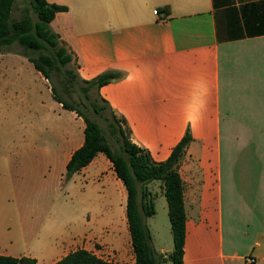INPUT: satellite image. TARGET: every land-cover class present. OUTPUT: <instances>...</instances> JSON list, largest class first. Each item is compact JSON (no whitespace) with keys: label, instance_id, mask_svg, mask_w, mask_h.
<instances>
[{"label":"crops","instance_id":"0c3cea01","mask_svg":"<svg viewBox=\"0 0 264 264\" xmlns=\"http://www.w3.org/2000/svg\"><path fill=\"white\" fill-rule=\"evenodd\" d=\"M47 1L67 7L50 26L74 55L81 79L124 73L99 94L125 121L122 127L133 144L160 163L190 133L179 165L187 216L184 264H248V258L264 264V0ZM31 65L12 50L0 52L1 77L17 68L18 81L33 83L34 91L46 90L55 100L40 72L35 69L34 80L25 75ZM70 112L74 129L64 132L61 122L54 131L50 124L43 129L67 145L58 152L65 173L84 143L79 134L81 129L84 135L85 123ZM77 177L84 180L89 209L97 213L81 234L71 226L64 237L35 236L24 251L12 239L9 191L0 184V255L55 264L84 249L117 264L104 257L110 249L121 264H136L128 194L112 162L99 153L69 180ZM153 202L155 214L145 223L153 247L166 257L172 252L171 225L157 227ZM41 206L32 205L34 213Z\"/></svg>","mask_w":264,"mask_h":264},{"label":"trees","instance_id":"16d2710c","mask_svg":"<svg viewBox=\"0 0 264 264\" xmlns=\"http://www.w3.org/2000/svg\"><path fill=\"white\" fill-rule=\"evenodd\" d=\"M29 6L19 19H13L12 13L16 0H0V52L10 50L15 44L23 48V56L28 58L35 69L52 82L53 75L61 74L63 68L71 63L76 64L74 55L68 49L61 36L50 26L57 13L66 11L67 7L51 4L47 0H27ZM36 15L37 19L33 17ZM120 71H106L98 77L86 81L76 72L69 71L64 83H77L81 87L80 104L86 113L69 104L59 94L57 87L52 85L54 99L63 108L74 111L85 123L84 143L77 149L66 166L65 177L70 179L75 173L89 165L94 158L103 153L112 162L117 176L123 181L127 194V219L136 264H184V248L186 239V209L184 202V182L179 173L180 162L192 141L189 132L173 149L170 157L155 162L149 151L133 144L123 129L124 120L119 119L107 101L99 94L101 87L124 77ZM53 83V82H52ZM95 90L96 102L90 101L89 92ZM88 101V105L85 102ZM102 102L99 106L97 103ZM110 112L106 117L111 134L121 136V150L117 151L110 144L100 122L92 117V112L102 117V112ZM161 181L168 205V217L173 237V251L166 257L158 254L152 245V236L145 219L155 214L153 196L147 186ZM141 197V202L139 201ZM0 264H36L35 259L28 257L16 258L0 255ZM55 264H115L97 257L84 249L76 250Z\"/></svg>","mask_w":264,"mask_h":264},{"label":"rangeland","instance_id":"374dc122","mask_svg":"<svg viewBox=\"0 0 264 264\" xmlns=\"http://www.w3.org/2000/svg\"><path fill=\"white\" fill-rule=\"evenodd\" d=\"M27 6H29L27 0H16L12 18H21ZM33 17L37 19L35 14ZM10 50L21 55L24 52L17 44ZM35 71L32 64L31 70L26 71L25 75L34 80ZM69 71L76 72L74 62L63 68L61 74H54L53 83L48 80L49 84L51 88L53 84L57 87L65 101L86 113L87 111L80 104L83 86L80 80L77 79V83L66 84L69 93L64 90ZM19 73L21 72L15 68L7 71L6 76H0V184L5 185L9 191L7 206L11 209L10 219L14 221L11 225L12 239L15 241V247L24 251L33 246L35 236L36 239L50 238L54 234L64 237L70 233L71 226H76L81 234L87 221L94 217L97 210H90L91 204L87 198H84L83 178L69 180L65 177V166L59 160L58 152L62 145L63 149L67 145L60 142L58 134L43 130L46 124H50L54 131L55 122L57 125L59 122L62 123L64 132L71 127L74 129L77 125L76 117L69 110L62 109L46 90L34 91L31 87L33 83L18 81ZM89 96L90 101L96 102L95 90L90 91ZM85 104L88 105V101ZM97 104L101 106L102 102ZM89 114L100 122L113 148L120 151L121 136L112 135L108 121L105 120L106 117H110V112L103 111L102 117H98L93 112ZM63 137L65 138V135ZM82 137L84 135L80 129L79 138ZM150 190L156 201L155 221L157 227L162 229L163 224L166 225L169 221L162 182H152ZM34 204L43 205L40 213H34L37 211L32 208ZM149 218L145 219L148 224L151 223ZM33 226L36 228L34 235ZM35 246H37L36 242ZM169 246L173 251L171 230ZM109 251L111 254L104 257L121 264L115 250L113 252L109 249Z\"/></svg>","mask_w":264,"mask_h":264},{"label":"built area","instance_id":"2783aa9c","mask_svg":"<svg viewBox=\"0 0 264 264\" xmlns=\"http://www.w3.org/2000/svg\"><path fill=\"white\" fill-rule=\"evenodd\" d=\"M154 13H155V15H158V17H162V19L166 18L159 11H154ZM254 261L255 260L253 258H248L247 259V263L248 264H252V263H254Z\"/></svg>","mask_w":264,"mask_h":264}]
</instances>
